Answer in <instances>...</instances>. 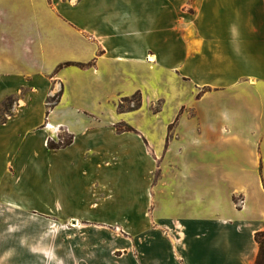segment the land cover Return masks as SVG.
<instances>
[{"label": "crops", "instance_id": "1", "mask_svg": "<svg viewBox=\"0 0 264 264\" xmlns=\"http://www.w3.org/2000/svg\"><path fill=\"white\" fill-rule=\"evenodd\" d=\"M38 84L44 108L60 91L42 133L62 125L92 160L135 161L138 188L115 189L141 201L102 216L94 195L76 215L0 186V264L255 263L264 0H0V107L19 112Z\"/></svg>", "mask_w": 264, "mask_h": 264}, {"label": "rangeland", "instance_id": "2", "mask_svg": "<svg viewBox=\"0 0 264 264\" xmlns=\"http://www.w3.org/2000/svg\"><path fill=\"white\" fill-rule=\"evenodd\" d=\"M44 86L45 84H38L40 92L31 98L28 97V106L19 112L9 110L15 103L11 97L0 107V123L9 116L13 117L6 125L0 124V186L9 187L7 192H11L12 187L23 191L15 192L17 198L22 201L46 203L50 206L60 204L65 213L72 212L76 215H83L88 211L90 204L95 200L94 195L100 206L90 212L102 216H110L112 212L119 211L117 207L122 203L130 207L136 201L140 202L139 193L118 192L115 189L118 181L129 187L132 185V190L138 188L139 176L135 161L127 160L117 165L119 162H113L110 157L108 159L111 164L106 166V156L98 161L92 160L93 156L100 157L97 149L86 146L82 138L73 143L71 134L60 128L62 125L56 127L58 131L55 135L42 133V129L46 127L44 123L49 114L48 107L55 104L50 97L45 101V108L43 107L41 99L47 89ZM59 93L60 91L55 95ZM139 104V96L135 95L124 99L118 109L132 110ZM160 104L162 105V101L154 107ZM44 135L47 136L43 140ZM70 137L71 143L64 145ZM97 162L101 163V167H97ZM145 180L151 184V175H147ZM109 186L113 189L114 198H104ZM148 193L150 196V190Z\"/></svg>", "mask_w": 264, "mask_h": 264}, {"label": "trees", "instance_id": "3", "mask_svg": "<svg viewBox=\"0 0 264 264\" xmlns=\"http://www.w3.org/2000/svg\"><path fill=\"white\" fill-rule=\"evenodd\" d=\"M59 95H60V93H59ZM59 95H54L52 97V101L56 103L59 99ZM117 130L118 131H130V130H132V128L124 125L122 128L117 127ZM71 140H72V137H70L69 140H67L64 143V145L71 143ZM255 240H256L257 245H258V252H257V256H256L254 264H264V229L255 234Z\"/></svg>", "mask_w": 264, "mask_h": 264}, {"label": "bare ground", "instance_id": "4", "mask_svg": "<svg viewBox=\"0 0 264 264\" xmlns=\"http://www.w3.org/2000/svg\"><path fill=\"white\" fill-rule=\"evenodd\" d=\"M151 61V60H150Z\"/></svg>", "mask_w": 264, "mask_h": 264}]
</instances>
